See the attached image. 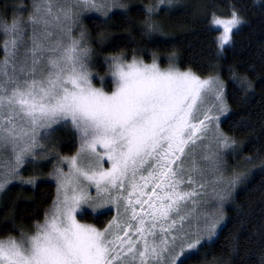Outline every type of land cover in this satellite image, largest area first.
<instances>
[{
	"label": "snow or ice",
	"instance_id": "1",
	"mask_svg": "<svg viewBox=\"0 0 264 264\" xmlns=\"http://www.w3.org/2000/svg\"><path fill=\"white\" fill-rule=\"evenodd\" d=\"M166 2L171 0H159V4ZM84 9L104 15L108 11L102 0H43V7L37 5L35 15L26 22L31 34L15 21L11 27H0V35L13 37L0 43L6 57V70L0 72V149L12 145L15 153L9 175L18 174L24 156L36 146L38 130L53 125H70L79 132L84 140L82 151L90 156L86 167L71 159V172L61 176L55 210L34 235L19 241L0 240V264H124L117 248L122 250L125 244L131 264L137 260L139 264H187L191 256L182 260L184 253L198 252V246L212 240L222 226V218L212 220L204 228L206 235H201L199 227L185 228L201 203L198 197L203 193L198 189L204 188L193 178L201 172L195 159L197 141L204 139L209 128L206 122L218 126L220 116L227 112L223 85L191 72L161 71L155 62L123 63L113 58L115 90L108 94L95 88L85 63L89 50L79 40L62 48V40H52L57 30L63 31L62 18L72 20ZM145 11L150 14L153 9ZM242 22L235 12L228 19L213 17L211 24L223 29L218 37L221 49ZM149 28L155 30L154 25ZM208 98L219 102V107L213 104L203 109L201 118ZM213 108L219 115H210ZM24 137L28 138L25 147L16 152V142ZM222 143L230 146L226 137ZM98 145L111 162L109 170L100 167ZM189 163L191 167H185ZM81 180L94 187L95 198ZM237 181L238 177L233 183ZM10 182L0 179V192ZM150 183L151 194H146ZM121 204L128 214L123 225L113 220L100 231L76 218L77 212L104 215ZM144 205L147 213L140 215ZM146 217L151 220L147 226ZM200 218L195 216L197 224ZM131 221H137L136 241L125 240L133 228ZM178 240L179 251L170 253ZM137 244L142 247L137 249Z\"/></svg>",
	"mask_w": 264,
	"mask_h": 264
},
{
	"label": "trees",
	"instance_id": "2",
	"mask_svg": "<svg viewBox=\"0 0 264 264\" xmlns=\"http://www.w3.org/2000/svg\"><path fill=\"white\" fill-rule=\"evenodd\" d=\"M113 1L116 9L107 15L94 13L84 20L96 72L108 78L112 59L122 56L215 78L223 85L227 106L219 119L221 128L215 127L231 145H223L221 152L240 149L238 162L229 157L227 166L248 168L225 225L212 241L198 246V252L186 255L191 256L187 264H264V0ZM19 6L25 9L27 4L0 0V20L14 21ZM147 8L153 11L149 14ZM233 12L243 22L221 49L218 37L223 31L211 21L214 16L230 18ZM106 86L113 87L110 77ZM57 136L58 157L73 156L79 147L76 132L63 127ZM43 160L29 163L2 192L0 240L32 235L54 206L56 184L46 179L54 159ZM253 162L260 166L252 172ZM112 217V211L79 216L99 228H105Z\"/></svg>",
	"mask_w": 264,
	"mask_h": 264
},
{
	"label": "rangeland",
	"instance_id": "3",
	"mask_svg": "<svg viewBox=\"0 0 264 264\" xmlns=\"http://www.w3.org/2000/svg\"><path fill=\"white\" fill-rule=\"evenodd\" d=\"M24 1L27 4V7L25 9H23L22 6L18 7V11L16 13L14 21L18 22L21 25V27L26 28L28 34H31V28L28 27L26 22L29 21L30 17L35 15V8L37 5H40L41 7H43V0H24ZM102 3L108 9L107 14L110 13L112 10L116 9V5L113 0H110V1L102 0ZM55 11L56 10L54 7L53 12L55 13ZM94 13L104 15L103 11L84 9V10H79V15L73 16L72 20L65 21L62 18L60 22V27L63 28V31L57 30L56 34L52 37V40L53 42L57 40H62V44L60 45L61 48L70 45L73 40H79L81 47L87 48L89 50L85 63L87 64L88 71L91 73V80H92L93 86L95 88L102 89L104 92L108 94H111L115 90V87H116L115 77H113L111 74L113 70L112 68L113 59L109 66V73H108V76L110 77L111 82L113 83V87L111 90H108L106 86V82L109 79V77L107 78L106 76L100 73H97L95 68L93 67L92 58H91L92 53L88 46L87 37L86 35H84V32H83V25H84L85 18ZM20 14H22V16H20ZM221 19H228V18H221ZM14 21H12L11 23H3V21L0 20V27H3V26L11 27ZM69 28H70V31H68ZM215 28L221 29L223 31L222 27H215ZM12 38L13 37L11 35H7V36L0 35V43H3L5 40H11ZM10 51L11 49L9 48V52ZM116 58H119L121 62L123 63H131L133 60H136L137 62L142 61L140 60V58H136V57L131 60H126L122 56H118ZM5 61H6V57L4 53L0 51V72H3L6 70ZM142 62L145 65H151L153 63V62L145 63L144 61ZM155 63L157 64V66L160 68L161 71H166L168 69H174V68L163 69L159 66L157 62ZM175 70H178V69H175ZM178 71L190 72V71H181V70H178ZM9 75H11L10 70H9ZM198 77L202 80L203 79L216 80L215 78H202L200 76ZM223 97H224V88H223ZM223 101H224V98H223ZM213 104H216L217 107H219V102L214 101L211 98H208L205 100V103L202 105V110L199 113L201 118L203 115V109L209 108ZM210 115H219V113L217 112L216 108H213L212 113H210ZM222 116L223 115H221L220 117ZM206 123L209 124V128L204 133V139L197 141V148L195 152V159L197 161V166L201 169V172L193 174V178L197 181V185L198 184L204 185L203 189H198L199 191L203 193V195L201 197H198L201 203L199 204L197 208V212L193 214V218L190 220V222L185 223V228L195 230L196 227H199L201 229V235H206V233L204 232V228L207 225H209L212 220H221L222 218V226H219L217 228V235H218V232L221 230V228L226 223L228 209L232 206L235 200V197L237 196L239 191L242 189L241 183H244V180L247 178V174H245V169H248V168H244V164H241L237 169L228 168L227 166L228 164L226 163L228 158L231 157V159L234 162H238L237 160L240 157L241 150L238 148H235V150H231L228 152H226L225 150L226 153H224L223 155V152H221L224 150L222 148L224 145L222 141L226 136L221 135L219 130L216 128V127H218L219 129L221 128L220 127L221 121L218 123V126L214 125L212 122H206ZM63 127L65 126L53 125L52 128L50 129L38 130L37 137H36L37 138L36 146L30 150L29 154L24 156L22 166L19 167V170H18V173H20L19 171H23L24 169H26L27 165L31 162L44 161L43 159H46V158L54 159L53 160L54 162L52 164L53 169L48 174L46 179H49L50 181L56 184L57 197L55 200V204L50 210L48 216H50L55 210V205H56L58 196L60 195L59 188H60V183H61V176L67 175L71 172V166H70L71 159L76 158L78 166H82V167H86L90 160L89 153L87 151H82V145L84 143L83 138L81 137L80 133L74 130L70 125L66 127L76 132L78 140H79L78 150L73 156L58 157L57 153H55L54 150L57 148V145H58L59 138L57 135ZM27 139H28L27 137H24L21 140L16 142V145H15L16 152H19L22 148L25 147V142L27 141ZM96 151L100 153L101 155V159L99 162L100 167H102L104 170H109L111 167V162L104 155L105 150L101 146L98 145L96 148ZM220 153H222L223 156ZM205 157H208V159H205ZM14 160H15V153L12 151V145H10L8 149L6 150L0 149V179H10L11 182L13 181V179H15L14 177H16L17 175H11V176L9 175V173L11 172L12 165L14 164ZM92 163L94 165L95 160H92ZM253 163L254 164L251 166L252 172L258 169V167L260 166L259 163H256V162H253ZM185 167L190 168L191 164L189 163L185 165ZM237 177H238V181L236 183H233V180ZM81 183L84 185V187L89 192L90 197L95 198L96 192H95L94 187L90 186L88 182L83 181V180H81ZM9 185L10 184L7 183L5 189ZM126 187H127V182H126ZM151 188H152V184L150 183L148 188L145 189L146 194H151ZM182 188H187V185H183ZM157 191L159 192L160 190L158 189ZM2 192H0V196ZM133 199H135V197H133ZM144 209H145L144 213H140V215H146L147 205H144ZM136 210L138 213L140 212L139 205H136ZM110 211L113 212V217L105 228H99L93 224L81 221L79 218L81 214L79 212H77L76 218L81 224L91 225L100 231H103L104 229L108 228V226L112 224L113 220H117L121 225H123L125 221L128 220V214L124 212L123 204H121L119 207L117 205H113ZM110 211L106 210V212H110ZM197 215L201 217L199 220V224H197V220L195 219V216ZM204 216H207L209 219L205 220ZM44 223L42 225H44ZM131 223L133 224V228L128 230V236L125 237V240H127L130 237L133 241H136L139 239V235L135 232L137 221H131ZM150 223H151L150 218L146 217V226L147 224H150ZM110 231L114 232L115 229H111ZM35 233H33L32 235H34ZM120 234L123 235V232H121ZM24 238L26 237L14 238V239L19 241ZM152 239L153 238L151 236L148 237L149 242H151ZM188 239H190V237ZM180 243L181 242L178 240L177 246L175 247V249H173L170 246L169 252L170 253H172L173 251L178 252ZM136 247L137 249H140L142 247V244H137ZM117 252L119 253L120 256L124 258V264H131V260H130L131 254H127L126 244L122 246V250L120 247H118ZM188 254H189L188 252H185L184 256H182L181 259H183ZM165 255L167 256L168 253H166ZM136 264H139L138 260L136 261ZM149 264H151V262H149ZM177 264H179V262H177Z\"/></svg>",
	"mask_w": 264,
	"mask_h": 264
}]
</instances>
